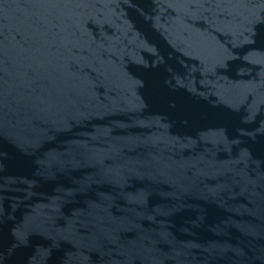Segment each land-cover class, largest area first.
Returning a JSON list of instances; mask_svg holds the SVG:
<instances>
[{"label":"water","instance_id":"obj_1","mask_svg":"<svg viewBox=\"0 0 264 264\" xmlns=\"http://www.w3.org/2000/svg\"><path fill=\"white\" fill-rule=\"evenodd\" d=\"M138 94L264 222V0H67Z\"/></svg>","mask_w":264,"mask_h":264}]
</instances>
